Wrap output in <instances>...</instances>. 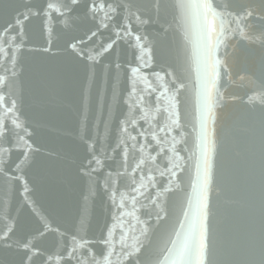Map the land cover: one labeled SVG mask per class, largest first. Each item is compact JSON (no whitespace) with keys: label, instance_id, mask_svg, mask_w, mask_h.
<instances>
[{"label":"snow or ice","instance_id":"1","mask_svg":"<svg viewBox=\"0 0 264 264\" xmlns=\"http://www.w3.org/2000/svg\"><path fill=\"white\" fill-rule=\"evenodd\" d=\"M176 7L198 10L196 20L201 41L187 55L177 48L172 54V62H165V66L159 71L151 72L157 86L153 87L149 82L143 92L149 97L155 94L156 114L151 120H146L143 115L144 105L150 101L138 91L137 83L143 70L153 68L156 63L160 41L150 37L142 29L159 23L161 30L167 34L172 27L166 19L167 15L170 9ZM34 19L38 21V25L33 29L32 35H49L48 47L43 48L44 52L54 46L51 39L53 33L60 38L68 36L70 40L76 41L67 44L73 52H77L83 40L71 35L69 29L83 30L89 41L100 37L97 49L87 54L83 49L77 52L89 62L82 88L84 111L80 122L84 133L81 140L87 144L89 155L77 165L83 174L90 177L104 166L101 154L97 152L99 140L88 143V118L94 104L96 122L93 129L101 119L105 128H109L110 118L122 98L119 89L121 74L126 77L130 86L127 96L123 97L129 116L120 120L119 127V134L126 135L127 139H119L113 151L124 145L122 154L126 162L130 140L131 150L135 151L138 145L139 152L147 153L153 163L158 162L165 146H168L172 158L165 166L155 169L161 178L159 182L152 174L154 170H148L150 187L156 190L155 195L146 193V186L143 183L137 185L133 177L132 192L135 194L130 197V211L124 210L126 206L123 197L117 203L116 188L112 186L109 199L115 210L112 220L121 225L119 241L115 238L114 230L107 225L106 233L102 232L99 237L93 236L86 210H82L67 225L62 220L51 217L36 225L12 218L11 223L5 220L3 228H0V264H34L35 257L44 255L34 242L37 237L43 240L51 237L50 243L56 248L54 253L42 260V264H223L213 258L216 254V241L211 225L209 185L212 183V155L216 145L210 139L207 124L210 119L215 123L216 114L212 109L224 100L217 87V81L222 77L232 79L239 76L241 81L248 80L255 89V97L264 106V0H198L195 3L192 0H178L174 5L167 0H148L147 3L143 0H29V3L23 5V11L17 10L15 17L0 29V61L4 65V74L0 75V109L4 110V115L0 117V143L7 145L0 147V174L12 181L23 179L26 166L31 167L35 155L40 151L32 139L34 130L30 131L27 121L22 120V95L4 91L8 89L9 82L19 75L17 51L30 40L26 25ZM190 21L191 14L186 13L183 18L185 40L189 39ZM104 33L109 34L107 42L104 41ZM241 42L247 43L242 49L243 59L239 69L234 72L237 63L235 51ZM121 46H126L132 56L131 60L126 61L127 68L125 62L121 61ZM221 48L224 49L222 56ZM106 55H114L115 59L102 64V75L98 77L97 65L101 64ZM193 66L196 72L195 85L191 79ZM241 72L243 75H240ZM142 79L148 82L149 77L145 73ZM193 91L197 99L200 141L196 145L199 152L196 154L195 175L189 177L191 193L180 197L169 211L167 202L161 197L168 192L183 191L185 180L178 173H184L186 167L182 163L185 158L181 155V149L177 148L182 141L172 133L184 127L181 124V105ZM136 110L141 113L139 119L132 118ZM159 116L164 117L162 123L158 120ZM261 119L264 122V107L261 108ZM140 120H145L148 127L140 126ZM185 135L184 131H179L181 138ZM182 150L188 151V148ZM14 152L17 153L15 160L12 159ZM4 154H7V159L2 158ZM103 155L106 157L107 152ZM191 158L190 155L188 159ZM146 163L142 158L132 168V172L143 173V165ZM141 179L143 180V176ZM25 191H28L26 185ZM140 197L147 201V205L140 203V209H146L144 215L148 217L147 220H141L137 215ZM153 215L161 223L176 215V220L166 229L167 239L156 245L149 238L150 235H157L149 223ZM124 217L132 218V222L127 223L126 227ZM117 243L119 252L116 251ZM113 256L117 258L115 262Z\"/></svg>","mask_w":264,"mask_h":264},{"label":"water","instance_id":"2","mask_svg":"<svg viewBox=\"0 0 264 264\" xmlns=\"http://www.w3.org/2000/svg\"><path fill=\"white\" fill-rule=\"evenodd\" d=\"M143 2L147 3L148 0ZM167 2L174 5L178 0H167ZM192 2L195 3L198 0H192ZM26 3H29V0H0V29L15 17L17 10L23 11V5ZM197 11L195 8L170 9L166 19L172 27L167 34L161 30L159 23L150 24L146 26V29H142L150 37L160 41L156 63L153 68L143 70L141 79L137 83L138 91L150 101L144 105L143 115L146 120H151L156 114L155 94L149 97L143 92L149 82L153 87L157 86L151 72L159 71L165 66V62H172V54L177 48L187 55L191 53L193 46L201 41L199 24L196 20ZM186 13L191 14L188 40L184 38L183 18ZM37 25L38 21L35 19L26 25L30 40L17 51L19 75L9 82L8 89L4 91L22 95L20 105L22 120L27 121L30 131L34 130L32 139L40 151L35 155L31 167L26 166L23 179L12 181L0 174V228H3L5 220L11 223L12 218L26 221L29 225H36L51 217L60 219L67 225L82 210H86L85 214L91 221L93 236L99 237L102 232L106 233L107 225L114 230L115 238L119 241L121 225L112 220L115 210L112 209V202L109 199L112 186L116 188L117 203H120L123 197L126 206L124 210L130 211L132 203L130 197L135 194L132 192L133 177L137 185L143 183L146 186V193L155 195L156 190L150 187L148 170L149 168L154 170L152 174L159 182L161 178L155 169L165 166L172 158L171 153L168 152V146H165L164 153L158 162L153 163L147 153L139 152L138 145L137 149L132 151L130 140L127 145L129 152L126 162L122 154L124 145L113 151L119 139H127L126 135L119 134V127L120 120L129 116V109L124 104L123 97L127 96L130 86L126 77L121 74L119 89L122 98L110 118L109 128H105L104 121L101 119L98 126L93 129V124L96 122L94 104L89 113L88 143L99 140L97 152L101 154L104 166L90 177L84 175L77 165L89 155L87 144L81 140L84 133L80 126L84 111L82 88L86 65L89 62L77 52L83 49V52L87 54L97 49L100 37L89 41L83 30L69 29L71 35H76L77 39L83 40L77 52H73L67 44L76 41L70 40L68 36L60 38L53 33L51 39L54 46L44 52L43 48L48 47L49 35L44 33L43 36L39 34L33 36L32 31ZM108 35V33L103 34L105 42ZM246 43L241 42L237 46L235 51L237 63L233 69L234 72L239 69L240 61L243 59L242 49ZM119 51L121 61L125 62V68H127L126 61L131 60L132 56L126 46H121ZM223 51L224 49L221 48V56ZM114 59V55H106L102 59L101 64L97 65L98 77L102 75V64ZM145 73L149 77L148 82L142 79ZM3 74L4 65L0 61V75ZM240 75L243 73L241 72ZM191 79L192 84L195 85L194 66ZM217 87L224 96V100L212 109L216 114L215 123L210 119L207 124L210 139L216 145L212 155V183L209 185L211 225L216 241V254L213 258L222 261L223 264H262L264 262V122L261 119V108L264 106L255 97L253 85L248 80L241 81L239 76H234L232 79L222 77L217 81ZM110 88L109 82V94H111ZM3 115L4 110L0 109V117ZM197 115V99L193 91L187 101L181 105V124L184 127L172 133L182 141L177 148L181 149V155L185 158L182 163L186 167L184 173H178L185 180L183 191L168 192L161 197L167 202L169 211L180 197L191 193L192 190L189 177L195 175L196 154L199 152L196 145L200 142ZM140 116L141 113L138 110L132 114V118L139 119ZM105 118H107V110H105ZM158 120L162 123L164 117L159 116ZM140 126L148 127L145 120H140ZM179 131H184L186 135L181 138ZM149 139H151L150 135ZM153 144H155L154 141ZM6 146L0 143V147ZM185 147L188 151L182 150ZM105 151L106 157L103 155ZM152 155H155V152H152ZM190 155L192 158L189 160ZM16 157L17 153L14 152L12 159L15 160ZM2 158L7 159V154H4ZM142 158L147 161L143 165V173L139 171L133 173L132 168ZM163 186L162 184L161 187ZM138 200L137 215L141 220H147L148 217L144 215L146 209H140V203L147 205V201L142 197ZM179 215L182 218V213ZM124 220L125 227L127 223L132 222L131 217H124ZM175 220L176 215H172L166 222L161 223L153 215L149 223L157 235H150L149 238L154 245L167 239L166 229H169ZM50 241L51 237L48 240L36 238L34 242L44 255L35 257L34 264H42V260L46 259L48 254L56 251ZM144 242L148 243V240ZM119 250V243H117L116 251L119 252ZM112 259L115 262L117 258L113 256Z\"/></svg>","mask_w":264,"mask_h":264}]
</instances>
